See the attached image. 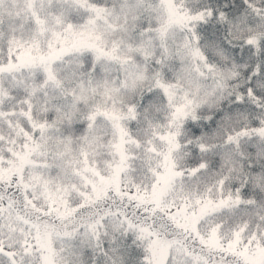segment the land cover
<instances>
[{
	"label": "snow or ice",
	"instance_id": "obj_1",
	"mask_svg": "<svg viewBox=\"0 0 264 264\" xmlns=\"http://www.w3.org/2000/svg\"><path fill=\"white\" fill-rule=\"evenodd\" d=\"M0 264H264V0H0Z\"/></svg>",
	"mask_w": 264,
	"mask_h": 264
}]
</instances>
